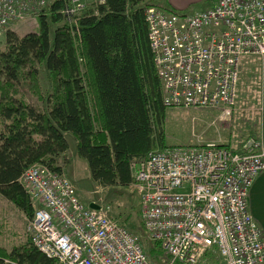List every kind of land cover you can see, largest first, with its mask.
Returning a JSON list of instances; mask_svg holds the SVG:
<instances>
[{
    "label": "built area",
    "instance_id": "obj_1",
    "mask_svg": "<svg viewBox=\"0 0 264 264\" xmlns=\"http://www.w3.org/2000/svg\"><path fill=\"white\" fill-rule=\"evenodd\" d=\"M47 3L0 0V31L35 19ZM85 6L68 0L61 12L71 17ZM143 16L161 104L229 117L241 58L264 57V0H214L191 14L150 4ZM129 169L139 221L165 255L162 264H196L209 251L223 264L264 261V232L247 203L264 170L258 136L245 137L238 149L199 141L165 146L132 160ZM17 180L34 205L27 238L57 264H155L125 225L81 202L63 171L33 163Z\"/></svg>",
    "mask_w": 264,
    "mask_h": 264
},
{
    "label": "trees",
    "instance_id": "obj_2",
    "mask_svg": "<svg viewBox=\"0 0 264 264\" xmlns=\"http://www.w3.org/2000/svg\"><path fill=\"white\" fill-rule=\"evenodd\" d=\"M67 1L48 0L36 29L22 35L7 29L0 48V197L27 220L34 205L17 179L33 163L61 171L64 133L102 187L128 186L130 162L165 147V107L143 16L157 2L97 0L70 17L61 12ZM214 254L196 264H214ZM0 264L57 262L25 239L0 247Z\"/></svg>",
    "mask_w": 264,
    "mask_h": 264
},
{
    "label": "rangeland",
    "instance_id": "obj_3",
    "mask_svg": "<svg viewBox=\"0 0 264 264\" xmlns=\"http://www.w3.org/2000/svg\"><path fill=\"white\" fill-rule=\"evenodd\" d=\"M86 4L97 0H82ZM9 29L22 35L36 29L35 19H26L14 23ZM4 43V31H0V48ZM254 71V70H253ZM248 71V64L239 70L234 108L229 117H221L218 110L209 108H173L166 107L163 113V135L165 146L185 145L199 141L204 144H223L236 147L246 134L256 128L257 88L258 83ZM39 85L42 90L48 89L45 72L39 74ZM67 149L57 158L61 171L74 187L76 196L85 205L94 203L111 218L126 226L134 233L144 249L155 245L149 241L139 225L138 198L130 185L102 187L92 180L86 161L75 153V143L69 133H64ZM27 219L10 202L0 197V247L9 250L25 239ZM155 253L147 252L150 262L162 264L163 255L157 245ZM216 255V254H214ZM214 264H223L216 255Z\"/></svg>",
    "mask_w": 264,
    "mask_h": 264
},
{
    "label": "crops",
    "instance_id": "obj_4",
    "mask_svg": "<svg viewBox=\"0 0 264 264\" xmlns=\"http://www.w3.org/2000/svg\"><path fill=\"white\" fill-rule=\"evenodd\" d=\"M213 1L214 0H155V2H157L156 5L169 11H177L187 14L207 8L213 3ZM242 64L243 66L246 65V67L248 64V71L254 75L252 76L254 79L256 78L255 80H257L256 82L258 83V94L256 98L258 109L256 114V128L253 131H250V127H246V134L243 139L250 135H256L259 137L260 143L264 149V57L261 59L242 57L239 70H241ZM239 144L236 147L231 148L238 149ZM247 203L251 216L264 232V170L260 171L254 177L248 190ZM261 264H264V261Z\"/></svg>",
    "mask_w": 264,
    "mask_h": 264
},
{
    "label": "water",
    "instance_id": "obj_5",
    "mask_svg": "<svg viewBox=\"0 0 264 264\" xmlns=\"http://www.w3.org/2000/svg\"><path fill=\"white\" fill-rule=\"evenodd\" d=\"M88 206L91 207V208H96L97 207V205H95L94 203H89Z\"/></svg>",
    "mask_w": 264,
    "mask_h": 264
}]
</instances>
